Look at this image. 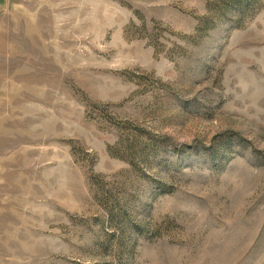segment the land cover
Listing matches in <instances>:
<instances>
[{
	"label": "rangeland",
	"instance_id": "374dc122",
	"mask_svg": "<svg viewBox=\"0 0 264 264\" xmlns=\"http://www.w3.org/2000/svg\"><path fill=\"white\" fill-rule=\"evenodd\" d=\"M0 264H264V0H0Z\"/></svg>",
	"mask_w": 264,
	"mask_h": 264
},
{
	"label": "crops",
	"instance_id": "0c3cea01",
	"mask_svg": "<svg viewBox=\"0 0 264 264\" xmlns=\"http://www.w3.org/2000/svg\"><path fill=\"white\" fill-rule=\"evenodd\" d=\"M1 48H2V50H5V49H7V46L4 45V46L1 47Z\"/></svg>",
	"mask_w": 264,
	"mask_h": 264
}]
</instances>
